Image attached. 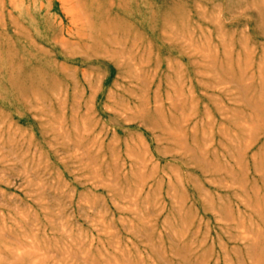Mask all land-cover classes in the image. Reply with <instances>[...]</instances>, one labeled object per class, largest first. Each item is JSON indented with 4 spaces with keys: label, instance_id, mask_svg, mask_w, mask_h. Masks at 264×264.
I'll return each mask as SVG.
<instances>
[{
    "label": "rangeland",
    "instance_id": "374dc122",
    "mask_svg": "<svg viewBox=\"0 0 264 264\" xmlns=\"http://www.w3.org/2000/svg\"><path fill=\"white\" fill-rule=\"evenodd\" d=\"M0 264H264V0H0Z\"/></svg>",
    "mask_w": 264,
    "mask_h": 264
}]
</instances>
